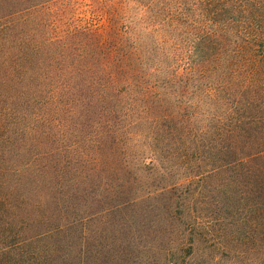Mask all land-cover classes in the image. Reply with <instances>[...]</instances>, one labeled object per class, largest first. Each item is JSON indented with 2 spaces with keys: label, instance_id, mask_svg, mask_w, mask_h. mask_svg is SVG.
I'll return each mask as SVG.
<instances>
[{
  "label": "trees",
  "instance_id": "obj_1",
  "mask_svg": "<svg viewBox=\"0 0 264 264\" xmlns=\"http://www.w3.org/2000/svg\"><path fill=\"white\" fill-rule=\"evenodd\" d=\"M137 1L141 14L94 49L90 66L78 43L32 34L22 9L0 4V186L28 184L33 151L7 156L38 137V125L48 137H90L101 152L90 182L92 172L112 176L106 187L120 194L106 208L131 207L130 229L145 216L134 210L140 201L171 192L172 202L201 181L219 192L223 219L225 205L234 208V231L251 251L264 252V0ZM110 44L120 56L105 57ZM147 153L153 172L140 188ZM60 160L64 174L75 167Z\"/></svg>",
  "mask_w": 264,
  "mask_h": 264
},
{
  "label": "rangeland",
  "instance_id": "obj_2",
  "mask_svg": "<svg viewBox=\"0 0 264 264\" xmlns=\"http://www.w3.org/2000/svg\"><path fill=\"white\" fill-rule=\"evenodd\" d=\"M0 4L4 9H22L19 15L28 20L32 34L49 33L70 38L72 46L81 45L76 46L87 51L89 66L94 49L110 40L126 17L141 14L137 0H14L12 4L0 0ZM107 55L120 56L114 48L106 50ZM37 131L38 137H26L27 144L7 156L18 161L33 151L37 169L23 175L29 179L25 186H0V264H168L166 253L173 260L170 264H264V252L251 251L234 231L236 212L231 205H225L229 214L222 218L226 214L215 187L193 181L176 189L172 202L167 201L171 192L143 199L134 210L145 216L132 230L127 219L131 207L106 208L111 206V193L120 194L119 186L106 187L112 176L104 173L101 179L92 172L90 182V158L101 153L90 137H48L39 125ZM72 139L79 143L72 144L75 152L64 146ZM61 155L75 166L66 174L58 169ZM151 160L147 153L148 164L139 170L140 188L148 187ZM155 173L156 182L161 173ZM62 192L69 199H62Z\"/></svg>",
  "mask_w": 264,
  "mask_h": 264
}]
</instances>
